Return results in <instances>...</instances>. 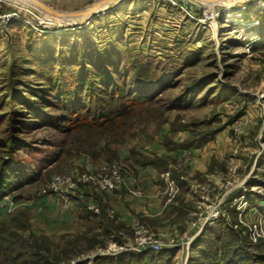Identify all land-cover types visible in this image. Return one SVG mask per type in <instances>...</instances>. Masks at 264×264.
I'll return each mask as SVG.
<instances>
[{"label": "rangeland", "instance_id": "1", "mask_svg": "<svg viewBox=\"0 0 264 264\" xmlns=\"http://www.w3.org/2000/svg\"><path fill=\"white\" fill-rule=\"evenodd\" d=\"M11 1L21 2L0 0V156L15 177L10 200L0 198V264H113L129 251L150 253L135 264H211L208 250L222 264H264V0L213 10L123 0L71 25ZM97 1L30 0L61 13ZM93 111L102 127L87 126ZM202 136L224 145L163 222L125 223L111 209L108 234L84 206L65 223L36 206L83 154ZM11 140L25 144L13 157ZM147 236L161 249H141Z\"/></svg>", "mask_w": 264, "mask_h": 264}, {"label": "crops", "instance_id": "2", "mask_svg": "<svg viewBox=\"0 0 264 264\" xmlns=\"http://www.w3.org/2000/svg\"><path fill=\"white\" fill-rule=\"evenodd\" d=\"M223 145L222 137L221 140L217 138L215 143L207 141L203 145L182 147L180 150H177L178 148L170 150L160 144L151 147V152L142 151L143 154L148 156H168V166L162 171H159L152 164L143 165L137 162L132 151L127 154L119 149L111 148L112 152L117 154L115 160L125 163L133 174V177L113 194H101L95 188L87 189L82 186V188H79V196L77 197L72 196L75 190L65 196L54 193L45 194L38 199L36 206L39 207L40 212L45 213L46 217L52 216L53 221L57 220L62 223L71 221L75 218V214L78 217V213H81L80 210L84 204H89L92 201L97 204L99 210L102 205L107 207L108 212L112 209L115 213L114 216L119 221L125 222V219H127L132 223H139L141 226H147L149 221L152 220L163 222L166 210L176 202L175 200L178 199L176 195L181 190L180 184L173 178V173L177 172L180 174L181 179L190 183L194 173L208 170L211 161H214L212 147L222 149ZM184 149H187L190 154L189 160L183 162L178 158V154ZM106 152L108 154V150L102 148L99 150L97 157L94 158L93 155L90 157L94 161L102 162ZM104 160L108 161L109 158L106 157ZM71 169L72 167L69 168L68 172ZM171 181L174 182L173 190L170 188ZM143 218L145 219L144 223L141 221Z\"/></svg>", "mask_w": 264, "mask_h": 264}, {"label": "trees", "instance_id": "3", "mask_svg": "<svg viewBox=\"0 0 264 264\" xmlns=\"http://www.w3.org/2000/svg\"><path fill=\"white\" fill-rule=\"evenodd\" d=\"M108 74L110 73L111 75L112 72H107ZM55 86V85H54ZM138 98V97H137ZM147 97L146 95H141L139 96L138 99H140L141 101H145ZM89 110L87 112L92 113V110H90V108H88ZM121 115L120 112H117V116ZM91 118H93L94 120H96V123H91L90 125L87 126H93V127H102L104 123L102 122H98V121H102L100 120V118H104L103 114H99L97 111H93V114L91 116ZM99 119V120H98ZM103 121H107V119L103 120ZM208 141V138L206 136H202L199 138H191L190 140H186L185 142L182 143H177L172 141V139L170 138L169 140L166 141V146L168 149L172 150V149H176V148H180V147H189V146H200L205 144ZM12 146H8L9 148L6 150V153L10 156L13 157L14 154L17 152V149H19L20 147H23L25 144L24 142L22 143H17L16 144V140L12 141ZM93 155L97 156L98 152L92 151ZM111 153V154H110ZM133 156L135 157V160L137 162L142 163L143 165L146 164H152L153 166H155L159 171L164 170L167 166H168V160L169 157L168 156H148L143 154L142 151H132ZM108 154L112 155V157L115 159L117 157V154L115 152H111L110 150L108 151ZM12 162L11 160L5 158V157H1L0 156V198L4 197L7 193L10 192V189L12 186L14 187L13 183H12V179L15 177L14 176V172L15 170L11 167ZM173 178L180 184L181 188H185L187 186V181L181 179L180 174H178L177 172L173 173ZM11 186V187H10ZM84 209L85 214L84 217H95L96 219L100 220V224L102 227H105L104 224H108L104 230L105 233H112V220H117L115 218H112L107 210V207L105 205H102L100 208V212H96L95 210H91L88 205L85 203L84 205ZM90 209V210H89ZM107 219V221L105 220ZM141 221L144 223L145 219H141ZM227 229V228H226ZM225 229V230H226ZM84 238V236H81L79 239ZM201 240V239H200ZM200 240H198L200 242ZM210 243V241L208 242ZM213 253H211L209 250L207 251V254L209 255V257L211 258V264H222L223 262V258H218L219 254L216 252V250L212 251ZM149 252H124L121 255H119L118 257H116V260H114L113 264H135L138 263V261H144L143 258H145L147 255H149ZM260 258L257 257L256 261L254 264H256ZM102 264V262H101Z\"/></svg>", "mask_w": 264, "mask_h": 264}, {"label": "built area", "instance_id": "4", "mask_svg": "<svg viewBox=\"0 0 264 264\" xmlns=\"http://www.w3.org/2000/svg\"><path fill=\"white\" fill-rule=\"evenodd\" d=\"M189 151L187 149L181 150L178 158L181 161L189 160ZM90 156L83 154L77 162H75L70 172L58 174L54 176L52 185L49 188V194H58L65 196L69 192H73L77 188L92 189L95 188L101 194H113L122 185L128 182L133 177L131 170L125 163L119 160L92 162ZM171 190L174 189V182H170ZM47 191H45L46 193ZM11 196H5L1 201L6 202ZM220 211H216V214ZM174 239H170V245L173 244ZM140 248H147L148 246L155 251L161 249L159 241H152L149 236L142 238L139 241Z\"/></svg>", "mask_w": 264, "mask_h": 264}, {"label": "bare ground", "instance_id": "5", "mask_svg": "<svg viewBox=\"0 0 264 264\" xmlns=\"http://www.w3.org/2000/svg\"><path fill=\"white\" fill-rule=\"evenodd\" d=\"M18 1H21V2H23L25 4H23L21 2H17V1H11V2H13V3L17 4V5H21L23 7H26L29 10L37 11L39 13V15H43V16H46V15H48V16L49 15L50 16H58L56 18V20H58L59 22H65L66 25L75 24V23H83V22H86L88 20H91L92 17L94 16V14L96 12H98V9H99V8L93 7V5L92 6L89 5V6L86 7L87 8V12H84V13H81V14H73V13H69V12H62L61 13V12L53 11L52 9L49 10L50 8L47 5L42 4L41 2H39V4H41V7H40V6H38L35 3L36 1L35 2H30V0H18ZM195 1L200 3L201 5L207 6L208 9L213 10L215 8V6H217L219 4H224L226 6H230L231 4L239 3V2H241L243 0H195ZM118 2H121V0H119V1L118 0H112V1L108 2L104 6V7L107 6L106 8L103 7L102 9L106 10V9L112 8ZM26 4L30 5L31 7L26 5ZM69 19H71L73 21L69 22L70 21Z\"/></svg>", "mask_w": 264, "mask_h": 264}, {"label": "water", "instance_id": "6", "mask_svg": "<svg viewBox=\"0 0 264 264\" xmlns=\"http://www.w3.org/2000/svg\"><path fill=\"white\" fill-rule=\"evenodd\" d=\"M110 0H99V1H97V2H94V3H92L91 4V6L93 5V7H95V8H99L98 9V12H101V11H104L102 8L105 6V4L107 3V2H109ZM119 1V0H118ZM121 1H123V0H121ZM118 3H120V2H118ZM43 4V3H42ZM45 5V4H44ZM84 12H87V8L86 7H84V8H81V9H79V10H76V11H70V13H73V14H81V13H84ZM97 13V12H96ZM68 25H71V24H68Z\"/></svg>", "mask_w": 264, "mask_h": 264}]
</instances>
